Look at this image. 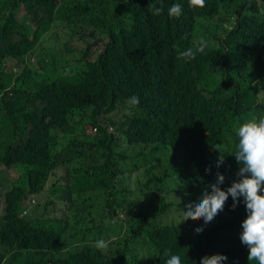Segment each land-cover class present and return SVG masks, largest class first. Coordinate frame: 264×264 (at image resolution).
<instances>
[{
  "label": "trees",
  "instance_id": "obj_1",
  "mask_svg": "<svg viewBox=\"0 0 264 264\" xmlns=\"http://www.w3.org/2000/svg\"><path fill=\"white\" fill-rule=\"evenodd\" d=\"M174 3L179 18L168 14ZM201 42L194 60L178 58ZM260 87L264 0H0V264H165L170 254L200 264L217 253L250 264L243 197L233 209L229 195L202 233V219L182 220L217 172L225 190L239 179L236 130L264 118ZM132 95L140 105L129 114ZM131 171L138 190L125 183ZM58 172L63 183L46 187ZM168 181L183 187L170 195L176 221ZM51 204L58 212L46 214Z\"/></svg>",
  "mask_w": 264,
  "mask_h": 264
},
{
  "label": "clouds",
  "instance_id": "obj_2",
  "mask_svg": "<svg viewBox=\"0 0 264 264\" xmlns=\"http://www.w3.org/2000/svg\"><path fill=\"white\" fill-rule=\"evenodd\" d=\"M189 5L194 8H204L206 0H189ZM149 11L153 15H160L162 7L155 4L149 5ZM183 13V6L174 3L169 9L170 17L179 18ZM204 43L201 42L195 50L188 48L178 53V58L189 62L196 58L197 52H204ZM127 111L137 110L140 99L136 95L130 96L126 100ZM238 136L237 149L232 154L238 164L241 165L236 173L239 179L234 180L227 189H222L221 184L225 181L223 173L217 172L216 182L210 184L211 191L207 189L202 193L196 202H189L183 210V220L187 221L202 219L204 224L212 222L214 218L224 210V206L231 196L233 200L232 208L235 209L243 197L246 206L247 216L242 221V232L240 234L241 243L248 248V261H255L256 264H264V118H255L244 122L236 130ZM220 153L216 166L219 168L224 163V155ZM210 169H206L209 171ZM121 216V215H120ZM181 222V223H182ZM197 233L203 232V226L197 227ZM109 241L99 239L95 242V247L101 252L109 247ZM228 259L226 254L217 253L206 255L201 258L200 264H224ZM165 264H182L179 255L170 254Z\"/></svg>",
  "mask_w": 264,
  "mask_h": 264
},
{
  "label": "rangeland",
  "instance_id": "obj_3",
  "mask_svg": "<svg viewBox=\"0 0 264 264\" xmlns=\"http://www.w3.org/2000/svg\"><path fill=\"white\" fill-rule=\"evenodd\" d=\"M23 9H20L16 12V15L19 16L23 13ZM49 44L51 45H54V46H58L57 43L55 42H49ZM99 46V45H98ZM10 58H6L5 59V64L10 66L11 64V60H9ZM9 60V61H8ZM257 93H258V97H259V100L264 102V87H260L258 90H257ZM112 117V115H111ZM85 129H86V132L88 133H91L92 132V127L90 125H86L85 126ZM124 145V144H123ZM135 145H131L130 148L127 150V151H130L131 149H134ZM150 147V145H149ZM134 151H137L134 149ZM128 163H130V161H128ZM4 172L7 176V178L9 180L11 179H14L17 175H18V172L14 169V168H4ZM64 172V171H62ZM138 171H131L128 173L126 179H125V183L127 184V188L130 189V190H138L141 185L143 184V181L141 180V178L138 176ZM60 175H61V172H58L55 176H51L50 178V181L48 182V185L51 183V182H54V183H58V182H62V180H60ZM168 186H169V189L172 190L168 195V199L169 200H173V198L170 196V195H174L176 192L180 191V190H183V187L180 186V185H175L174 181L173 183L171 182H167ZM4 191V190H3ZM47 190H44L42 193L38 194V195H34V196H31L32 198V201L34 204H32L29 208H30V213L31 215H35V213L41 208V204H43L46 200H48V197H50V194L48 193V191L46 192ZM50 192V191H49ZM137 194L138 191H137ZM164 195H167V192L163 193ZM58 206L55 204H51L47 210H46V214H52V213H57L58 212ZM169 215H170V220L172 221H176L177 219H179L182 215V209L180 207L177 206V203L173 200V203H172V206L169 210ZM164 216V215H163ZM105 221H108L109 220V217H105L104 219ZM211 223V222H210ZM208 223V224H210ZM205 224L202 223V226H204ZM112 227V224H108L106 225V227L104 228H101L103 230H105L106 228L107 229H110ZM90 242V241H89ZM90 243H94L93 240L92 242Z\"/></svg>",
  "mask_w": 264,
  "mask_h": 264
},
{
  "label": "built area",
  "instance_id": "obj_4",
  "mask_svg": "<svg viewBox=\"0 0 264 264\" xmlns=\"http://www.w3.org/2000/svg\"><path fill=\"white\" fill-rule=\"evenodd\" d=\"M93 129H95V128H93ZM113 130V126L112 125H109L108 126V131H112Z\"/></svg>",
  "mask_w": 264,
  "mask_h": 264
}]
</instances>
